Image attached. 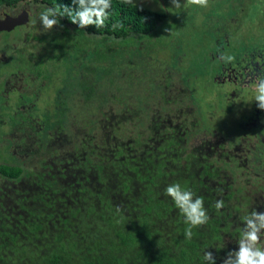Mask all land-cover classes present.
Listing matches in <instances>:
<instances>
[{
  "label": "trees",
  "instance_id": "1",
  "mask_svg": "<svg viewBox=\"0 0 264 264\" xmlns=\"http://www.w3.org/2000/svg\"><path fill=\"white\" fill-rule=\"evenodd\" d=\"M27 2L0 0V10ZM31 3L75 7L72 0ZM244 18L242 14L236 18L240 31ZM166 22L165 12L112 0L110 18L102 28L89 25L81 29L62 16L48 32H25L22 38L28 45L15 47L16 55L0 49V88L5 87L0 98L6 95L9 75L23 74L31 83L44 82L49 59L59 54L67 60L73 52L91 74L76 83L88 98L97 87L92 81L95 67H100L97 63L111 61L115 65L125 51L147 53V46L140 47V41L149 38L147 44H154L153 37L168 26ZM257 23V31L248 27L245 44L237 41L232 53L218 37L216 47L205 49L208 58L194 57L191 69L197 68L201 77L204 72L206 80L210 79L208 73L214 77L217 66L213 59L218 65L222 50L236 56L249 49L248 44L260 36L258 27L264 26V20L259 18ZM19 32L15 28L1 38L13 45L11 37ZM65 54L71 55L66 58ZM85 54L92 55V65L87 63L91 56L82 60ZM261 55L264 57V51ZM106 64L103 71L111 81L113 67ZM236 64L249 66V70L253 67L249 56L240 58L234 68ZM248 72H240V77L248 78ZM174 74L169 72L160 83V100L149 105L147 116L142 114L145 108L133 104L119 110L101 106L92 131L65 122L63 107L57 110L45 145L35 143L36 137H41L39 128L35 135L26 131L19 136L5 135L7 150L12 140H17L13 153H20L21 163L9 162L6 157L0 161V264H199L197 253L206 245L211 246L207 250L213 252L216 264H222L228 252L238 248L236 240L243 226L240 217L253 207L264 211V187L258 182L250 189L235 185L231 173L235 167L246 170L247 152L255 142L264 144V109L254 123L245 125L241 142L234 147L213 138L194 141L203 123L198 113L204 116L196 104L202 87L210 89L194 85L187 73L183 86ZM229 77L235 78V74ZM218 98L203 104L213 109L220 106ZM224 102L233 104L227 99ZM128 125L138 129L126 134ZM2 133L7 130H0V142ZM174 181L204 196L209 208V223L194 229L190 241L184 239L185 225L178 210L164 194L166 185ZM217 199L225 201L219 212L214 207Z\"/></svg>",
  "mask_w": 264,
  "mask_h": 264
},
{
  "label": "rangeland",
  "instance_id": "2",
  "mask_svg": "<svg viewBox=\"0 0 264 264\" xmlns=\"http://www.w3.org/2000/svg\"><path fill=\"white\" fill-rule=\"evenodd\" d=\"M248 1L250 3L247 5ZM134 4L165 12L168 26L160 34L158 33L153 37L154 44L153 42H151L152 45L147 44L149 38H143L140 41V47L147 46V53H139L138 50L134 52L125 51L115 65H112L111 61L109 64H106L105 61L97 63L100 67H95L96 71L92 73L93 78L95 77L92 80L93 86L97 87L90 97L87 98L84 95L85 92L76 84L85 75L91 77V74L84 70L80 61L76 60L74 52L73 56L65 54L66 58L70 56L67 60L59 57V54L55 58L50 57L53 59H49L46 71L47 78L44 82L34 81L31 83V81L25 80L23 74H18L16 77L8 76L6 95H1L0 98V110L2 112L0 123L2 120L5 122L0 126V130H7L6 134H1L4 139L0 142V161L6 157L9 162L21 163L20 153L15 151L13 153L17 140L14 138L10 149L7 150L6 146L9 145V142L5 135L11 137L16 133L19 136L20 134L24 135L23 132L25 131L35 135L34 130L39 128L41 137L39 140L36 137L35 143L36 145L40 143L45 145L48 134L57 120V110L63 107L65 109L62 114L65 116V122H74L72 126L77 124L92 131L95 127V118L101 112V106L105 109L114 106L113 110H119L133 104L145 108V112L142 114L147 116L149 105H157L160 100L159 88H161L165 77L173 71H175V81L180 82L183 86V81H187L188 78L187 73L193 77L194 85H208L210 89L207 90L204 87V90L202 87L200 92L202 99L200 98L196 104L203 109L204 116L202 113H198L202 116L203 123L201 133L196 136L194 141L213 138L230 147L241 142L240 137L245 125L254 123V118L262 111L257 107L256 101H247L252 90L251 81L245 76L240 77V72L249 71V66L236 64L234 68L233 64L227 70L222 62L217 65V60L213 59L214 66L217 68L214 71V77L211 76L212 73H208L210 79L206 80L203 77L204 72L201 77L197 74V68L191 69L193 65L191 60L194 57L202 60L198 56H207L208 58L209 54L206 53L205 49L216 47L218 37L222 45L227 46L228 53L234 52L232 46L236 47L238 42L245 44L244 35L247 28L249 27L254 31L260 24L254 23L259 18L264 20V0H208L207 7L194 5L188 0L182 9L173 8L171 0H134ZM2 12L3 8L0 10V14ZM240 14L243 18L245 17L242 20L243 23H240L241 31L235 27V25L237 26L236 18ZM28 19L15 27L20 32L11 37L10 43L13 45L7 43L9 39L6 41L1 37L6 32L14 31L15 28L0 32V49H3L5 53L16 55L14 48L17 47V44L28 45L26 40L22 38L25 34L23 29ZM39 28L42 26L39 25ZM260 31L264 36V26L260 28ZM80 41L82 40L80 39ZM32 42L33 40L30 38V43L32 44ZM254 42L256 40L248 44L249 49H243L241 55H236V62H239L240 58L246 59L249 56L253 67L259 72L260 68L264 69V57L258 54L255 49L257 45ZM222 45L218 44V47L223 49ZM250 49L254 51L252 52ZM88 56H91L89 60ZM82 60H88L87 63L91 65L94 63L92 55L85 54ZM256 60H260V63ZM103 64H106L107 67H113L114 75L111 81L108 78L109 75L104 74L103 69L105 67ZM118 70L122 72H118ZM232 73L235 74L234 80L229 77ZM99 76L102 78L97 80ZM3 90L5 87L2 86L0 94H3ZM233 92H237V96L234 98L231 96ZM217 96H219L218 100H222L219 102L220 106L211 109L207 104H203L209 103V100H214ZM224 99L233 101V105L224 102ZM141 104H144L145 107ZM31 126L34 127L32 131L29 129ZM128 128L129 125L124 129L126 134L130 130L138 129L132 126ZM247 153L248 155L245 156L249 163L247 169H238L234 166L235 168H232L231 173L232 182L235 185H245L247 189H250L252 183L255 182L264 187V144L260 145L255 142L252 150ZM245 171L247 173L243 175Z\"/></svg>",
  "mask_w": 264,
  "mask_h": 264
},
{
  "label": "clouds",
  "instance_id": "3",
  "mask_svg": "<svg viewBox=\"0 0 264 264\" xmlns=\"http://www.w3.org/2000/svg\"><path fill=\"white\" fill-rule=\"evenodd\" d=\"M187 2L188 0H171L175 9H182ZM190 2L200 7H207L208 4V0H190ZM125 3H134V0H125ZM72 4L75 5L74 8L68 5L54 7L33 5L31 0H28L24 5H28L29 19L23 30L29 32L36 29L38 32L41 30L48 32L59 23V18L62 16H67L81 29L89 25L98 29L106 25L111 15L112 0H72ZM20 9L16 12H10L8 15L16 17L19 15ZM36 9L40 10L36 11ZM5 18L4 14H0V21L5 20ZM38 23L42 28L37 27ZM16 46L21 47L22 45L17 44ZM217 58L227 70L237 60L234 54H225L224 52H219ZM256 61L260 63V60ZM248 79L251 81L252 90L247 101L254 100L257 102L258 108L264 109V69L260 68L257 72L253 67L248 72ZM164 194L171 198L173 205L178 210L185 225L183 229L184 239L190 241L193 238L194 229L209 223V208L205 206V197L199 195L189 185L179 181L167 184L164 188ZM224 206L225 201L223 199L215 201L214 207L217 212ZM240 220L243 226L239 229V238L236 240L238 248L230 250L222 264H264V211H259L253 207L240 217ZM210 247L206 245L203 247L202 253H197L199 264H216V257L213 252L207 250Z\"/></svg>",
  "mask_w": 264,
  "mask_h": 264
},
{
  "label": "flooded vegetation",
  "instance_id": "4",
  "mask_svg": "<svg viewBox=\"0 0 264 264\" xmlns=\"http://www.w3.org/2000/svg\"><path fill=\"white\" fill-rule=\"evenodd\" d=\"M25 4V3H24ZM24 4H22L21 6H19L18 8H14V9H5V8H3V12H2V14H4V15H6V14H9L10 12H16V11H18ZM27 9H28V5L26 6V5H24L21 9H20V11H19V15H17V16H24L23 17V20H25V19H28V12H27ZM6 12H5V11ZM25 14H26V16H25ZM25 17H27V18H25ZM25 18V19H24ZM25 22V21H24ZM236 23H237V21H236ZM21 24H23V23H21ZM20 24V25H21ZM19 26V25H18ZM17 25L15 26V27H18ZM14 27V28H15ZM235 27L237 28L238 26H236L235 25ZM260 28L261 27H258V29H259V31H260ZM256 31H257V29H256ZM260 33V36H258L255 40H256V45H257V47H255V49H256V51L258 52V54H262V52L264 51V36H263V34H262V32L260 31V32H258V34ZM252 52L254 51L253 49H250ZM233 74V73H232ZM231 78V77H230ZM231 80H234V77H232L231 78ZM235 92H233L232 93V96H233V98L234 97H236L237 96V92L234 94ZM233 105V104H232ZM261 112V111H260Z\"/></svg>",
  "mask_w": 264,
  "mask_h": 264
},
{
  "label": "water",
  "instance_id": "5",
  "mask_svg": "<svg viewBox=\"0 0 264 264\" xmlns=\"http://www.w3.org/2000/svg\"><path fill=\"white\" fill-rule=\"evenodd\" d=\"M5 16H6L5 20L0 21V32L10 30L13 27H15L16 25H19L25 21V20H23L24 16H22V15L12 17V16L6 14ZM25 16H26V14H25ZM27 17H25V18H27Z\"/></svg>",
  "mask_w": 264,
  "mask_h": 264
}]
</instances>
